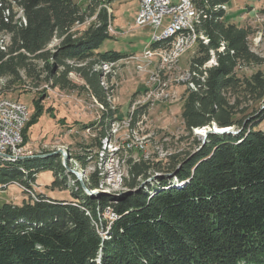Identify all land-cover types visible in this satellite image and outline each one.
<instances>
[{
  "label": "trees",
  "instance_id": "16d2710c",
  "mask_svg": "<svg viewBox=\"0 0 264 264\" xmlns=\"http://www.w3.org/2000/svg\"><path fill=\"white\" fill-rule=\"evenodd\" d=\"M14 1L25 23L14 20L13 13L5 17L10 4L0 1V32L9 37L0 46V76L8 82L27 79L34 86L44 81L67 88L74 87L68 79L74 71L107 106L93 65L99 59L119 61L125 54L97 51L113 38L106 8L98 0L86 10L74 0ZM192 1L200 14L196 29L205 38L190 61L195 88H185L181 96L184 130L190 138L194 128L215 123L239 132L209 133L204 141L193 137L192 150L165 158L130 157L123 180L127 189L138 188L145 178L156 179L138 191L116 195H87L79 182L77 189L68 186L59 153L0 159V187L18 181L32 191L36 175L49 170L53 186L69 188L73 197L60 200L38 193L0 204V264H264V126H259L264 121V69L249 76L237 73L247 64L264 65V57L248 46L254 29L226 21L224 10L217 8L227 0ZM94 15L87 26L73 29ZM262 30L264 36V24ZM54 39L60 42L50 51ZM211 59L215 62L207 67ZM142 113L146 107L133 114L131 126ZM112 120L108 115L102 123ZM71 157L87 164L85 154ZM98 174L89 175V187L99 186ZM107 208L115 218L106 214Z\"/></svg>",
  "mask_w": 264,
  "mask_h": 264
},
{
  "label": "rangeland",
  "instance_id": "374dc122",
  "mask_svg": "<svg viewBox=\"0 0 264 264\" xmlns=\"http://www.w3.org/2000/svg\"><path fill=\"white\" fill-rule=\"evenodd\" d=\"M74 1L79 4L82 10H86L91 5L92 0ZM5 2L10 4V10L5 9L3 13L5 17L13 13L14 20L25 23L17 3L14 0H5ZM98 3L100 4L99 7L106 8L108 14L113 12L114 18L112 24L109 23L108 33L117 36L104 40L98 51H115L121 54L140 53L148 32L133 27L138 0H98ZM223 5H226V21L237 25H250L254 29L255 32L248 37V46L252 52L264 57L262 30L264 0H228ZM94 19L95 15L88 17L83 24H77L73 29L87 26ZM112 29L113 32H111ZM200 38L205 37L197 31V39L193 47L180 53L172 65L156 64L155 58L151 60L150 64H146L145 61L130 59L128 56L131 54L107 65L100 62L105 59L97 60L95 64H99H94L93 69L95 67V71H100L99 83L106 91L107 106L92 96L84 79L74 71L68 74V79L74 87L69 86L67 88L54 87L44 81L34 86L27 79L26 83L8 82L9 79L0 76V98L17 99L26 104L29 110L31 121L25 134L24 155L59 153L62 156V163H66L71 169L65 171L68 186L77 189V182H79L84 193L89 192L87 195L97 193L116 195L127 190L123 185V180L127 173V161L130 157L138 161L140 156L143 158L155 157V155L166 157L170 153L192 150L194 148L192 146L193 137L200 141L205 140L202 135L204 129L203 132H199L200 128H194L192 136L188 138V133L184 130L179 115V108L178 106L175 107V103L179 100L155 102L149 109L146 108V115L142 116L141 114L137 117L134 126H131V120L139 108L146 107L142 103L144 96H141L145 94L147 87L150 84L153 86V82H160L162 75L167 78V84H170V88L173 89L172 91L177 98L182 96L185 88H190L187 86L186 78L187 73L196 72L190 61ZM8 40V35L0 32V46H5ZM59 42V39H54L48 45V49L55 51ZM155 47L158 45L156 44ZM214 62V59H211L205 64L210 67ZM160 63H167L161 59V54ZM258 69H264V65L247 64L241 66L237 73L240 76H249ZM151 71L155 74L153 75V82L149 81ZM247 104L249 106L247 107L248 111H251L252 103L248 102ZM261 105V102L256 103L257 107ZM159 106L167 108L168 113L162 114ZM108 115L113 120L106 125L105 122L102 123V120ZM161 115L163 116L160 117ZM116 116L119 119L128 117L127 126L126 122H118ZM91 123L93 125L88 127V124ZM259 126L263 127L264 121ZM105 132L109 134L107 139H103L102 133L105 134ZM115 133H117L116 140L118 142L130 141V151L128 149L112 150ZM164 137L166 138L165 141ZM182 137L184 139H181ZM140 149L145 150L141 153ZM96 150L97 154H94ZM75 154L86 155L87 164L85 167L71 157ZM97 158H99V162H103L98 168L100 184L97 188H91L87 183L89 175L93 171L91 168H97ZM115 162L116 170L113 172V176L111 170H113ZM45 172L43 171V174L38 177V183L42 185L40 186L41 191L54 197H64L71 194L68 186L66 187L68 189H64L63 186H57L54 189L49 176H44V174H48V171L45 170ZM182 184L183 182H178L177 185ZM34 186L35 184H33L32 191L27 190L18 181L1 186L0 204L8 201L20 202L21 198L26 199L30 195L36 198L35 195L42 192L35 189ZM109 210L110 208L106 209L107 215ZM111 218H115V216Z\"/></svg>",
  "mask_w": 264,
  "mask_h": 264
},
{
  "label": "built area",
  "instance_id": "2783aa9c",
  "mask_svg": "<svg viewBox=\"0 0 264 264\" xmlns=\"http://www.w3.org/2000/svg\"><path fill=\"white\" fill-rule=\"evenodd\" d=\"M225 10V5L222 6ZM191 8L187 0H139V8L137 10L133 27H141L149 25L152 28V33L149 41L152 38H161V33L176 32V40L169 41V47H164L158 50H148V43L143 50L138 54H131L128 57L132 60L145 61L150 64L151 60L155 58L156 64H168L175 54L181 49L193 47L191 35L189 33L188 16H190ZM113 32V29L112 31ZM111 34V33H110ZM160 54H168L167 63H160ZM140 67V66H139ZM142 69V67H140ZM176 70V68H175ZM152 71L150 72L149 81L153 82ZM147 87L142 99L143 106L150 108L152 104L158 101L171 100L178 101L181 97H176L175 93L167 84V78L162 75L160 82H153V86ZM130 113V112H129ZM146 115L142 113V116ZM118 122H126V119H119ZM29 120V112H27V105L21 104L17 99H2V106L0 110V152L2 154H24L22 145V131ZM117 133L113 135L114 149H128L130 148V141L118 142ZM166 138L164 137V141ZM140 149V152L143 153ZM94 154H97L94 152ZM156 158H165L161 155H155ZM99 158H97V168H91L93 172L98 174ZM116 170V162L113 171ZM112 171V173H113ZM114 191V190H112ZM124 192V190H123ZM108 216L114 217L115 213L110 209Z\"/></svg>",
  "mask_w": 264,
  "mask_h": 264
},
{
  "label": "bare ground",
  "instance_id": "6f19581e",
  "mask_svg": "<svg viewBox=\"0 0 264 264\" xmlns=\"http://www.w3.org/2000/svg\"><path fill=\"white\" fill-rule=\"evenodd\" d=\"M188 4L190 5V8H191V13H190V16H188V23H189V33L191 35V38H192V42H193V45L195 44L196 42V39H197V29H196V24L199 22V12L197 10V8L194 6V3L192 0H187ZM224 6L223 4L217 6L218 7H221ZM170 40H176V32H168V33H161V38H152L149 43H148V50H158V49H161V48H164V47H169V41ZM158 45V47H155V45ZM191 47H188V48H184V49H181L178 54H175L174 57L172 58V60L168 61V54H161V59L164 61V62H167L168 61V64H165V65H172L175 63V60L177 59V57L180 55V53H182L183 51L189 49ZM100 62H103V64H112L113 61L111 60H101ZM99 63L95 64V65H98ZM99 71V70H97ZM100 72V71H99ZM194 74V73H187V84L189 87H192V88H195L193 82L190 81V76ZM2 99H11V98H0V110H1V106H2ZM110 101V100H109ZM21 104H24L20 101ZM27 112H29L28 108H27ZM201 130L199 132H203V129L204 128H200ZM205 131V129H204ZM107 136L106 137H103V139H107L109 137V134L106 133ZM25 155L24 154H19V155H15V154H2L0 152V159H8V160H11V161H15L19 158H22L24 157ZM103 162H99V165H101ZM113 170H111L112 172ZM100 172V171H99ZM98 172V173H99ZM114 172V171H113ZM114 173H111V175H113ZM114 176V175H113ZM166 188V186L164 187ZM88 192V191H87ZM108 211V210H107ZM110 211V210H109ZM116 217V216H115Z\"/></svg>",
  "mask_w": 264,
  "mask_h": 264
},
{
  "label": "crops",
  "instance_id": "0c3cea01",
  "mask_svg": "<svg viewBox=\"0 0 264 264\" xmlns=\"http://www.w3.org/2000/svg\"><path fill=\"white\" fill-rule=\"evenodd\" d=\"M228 1V0H227ZM226 1V2H227ZM222 4H225V2H223ZM226 6V5H225ZM138 8H139V0H138V3H137V5H136V10H135V16H136V13H137V10H138ZM225 11H226V7H225V10H224V18H225ZM112 19H110V24H112L111 22H113V18H114V16H113V12H112ZM134 28H136V29H141L142 31H147L148 32V35L146 36V39H144V41H143V48L145 47V45L148 43V41H149V39H150V36H151V33H152V28L149 26V25H146V26H141V27H134ZM110 35H112V34H110ZM113 37H117L115 34H113L112 35ZM100 47V46H99ZM143 48H142V50H143ZM99 49V48H98ZM98 51V50H97ZM125 55H129V54H135V53H124ZM137 91H139V90H137ZM176 105H175V107L176 106H178V108H179V115H180V117H181V105H182V99H180L178 102H176L175 103ZM160 107V109L162 110V114H167L168 113V111H166L167 110V108H165V107H162V106H159ZM161 112V111H160ZM163 115H161L160 117H162ZM48 171V174H44V176H46V175H48L49 176V179H50V183L54 180V176H53V173H52V171H49V170H47ZM45 172V171H44ZM46 173V172H45ZM43 174V171H41V172H39L37 175H36V180H35V182H34V184H35V186H34V188L35 189H38L40 192H42V193H44L45 195H47V196H49V197H51V198H53V199H62V200H73V197H72V195L70 194V195H68V196H64V197H54L53 195H49V194H47V193H45L44 191H41L40 189H41V187L40 186H42L40 183H38V181H39V179H38V177L40 176V175H42ZM54 189H56L57 187L56 186H52ZM63 191V190H62ZM65 191H67V190H65ZM61 192V191H60ZM23 197V196H22ZM21 199H23V198H21Z\"/></svg>",
  "mask_w": 264,
  "mask_h": 264
},
{
  "label": "water",
  "instance_id": "95a60500",
  "mask_svg": "<svg viewBox=\"0 0 264 264\" xmlns=\"http://www.w3.org/2000/svg\"><path fill=\"white\" fill-rule=\"evenodd\" d=\"M205 131L204 133L202 134L203 135V138L205 139V137L209 134V133H216V134H221V133H230V134H237L239 132V130H236L234 129L233 126H226V127H221V126H218L217 124L215 123H212L211 125L209 126H205L204 127ZM204 141V140H203ZM47 155H51V154H43V155H35V157H42V156H47ZM29 156H32V155H29ZM65 156V155H63ZM66 169L68 170H71L69 168V166L66 165V163H64ZM170 178H172L173 180H176V178L174 177V174H170L169 175ZM153 179H156V177H148V178H145L144 180H142V183L140 184V186L134 190H125L124 192H132V191H138L140 190L146 183H148L149 181L153 180ZM123 193V192H122Z\"/></svg>",
  "mask_w": 264,
  "mask_h": 264
}]
</instances>
